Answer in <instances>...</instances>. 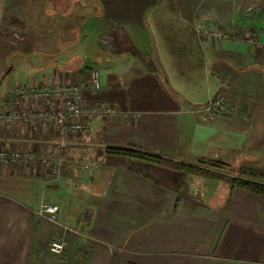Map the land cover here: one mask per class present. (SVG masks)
<instances>
[{
	"label": "crops",
	"instance_id": "crops-1",
	"mask_svg": "<svg viewBox=\"0 0 264 264\" xmlns=\"http://www.w3.org/2000/svg\"><path fill=\"white\" fill-rule=\"evenodd\" d=\"M53 1L0 4V106L17 85H88L97 72L101 89L87 86L86 102L121 115L70 136L59 178L3 167L0 264H264V195L107 151L264 170V0H65L58 14ZM217 95L235 114L206 122ZM48 128L2 126L0 147L50 149ZM43 203L59 207L57 224ZM65 228L83 236L53 256Z\"/></svg>",
	"mask_w": 264,
	"mask_h": 264
},
{
	"label": "built area",
	"instance_id": "built-area-1",
	"mask_svg": "<svg viewBox=\"0 0 264 264\" xmlns=\"http://www.w3.org/2000/svg\"><path fill=\"white\" fill-rule=\"evenodd\" d=\"M250 43L254 41L251 40ZM87 86L92 93L100 91L97 72L92 73L88 85L84 83L75 86L71 82L46 83L41 87L17 85L14 94L0 106V127L16 123L29 126L50 125L56 128V138L51 141L50 149L0 147V171L5 166L13 165L25 168L39 167L46 169L51 178H59L66 163L67 137L88 134L90 132L88 121L91 119H112L121 115L120 111L108 105L87 104L85 100ZM201 112L206 122H215L232 117L235 108L228 103L225 96L217 95L209 99ZM73 166L84 172H94L98 169L99 162L75 160ZM39 212L51 223H58L57 205L43 203ZM64 232L65 237L54 240L49 245V252L53 256L61 257L68 248L76 246L78 239L83 236L80 230L74 228H65Z\"/></svg>",
	"mask_w": 264,
	"mask_h": 264
},
{
	"label": "trees",
	"instance_id": "trees-1",
	"mask_svg": "<svg viewBox=\"0 0 264 264\" xmlns=\"http://www.w3.org/2000/svg\"><path fill=\"white\" fill-rule=\"evenodd\" d=\"M110 154L120 156H130L143 159L150 163H155L163 167L180 172L183 177L189 175L202 176L205 178L218 179L226 183L230 188V195L237 189L246 190L259 195H264V171L253 169L233 170L226 163L219 161H200L197 166L185 165L181 163L171 162L157 156L135 150L109 148ZM233 172V173H232ZM223 173V174H219ZM229 175V176H227Z\"/></svg>",
	"mask_w": 264,
	"mask_h": 264
},
{
	"label": "rangeland",
	"instance_id": "rangeland-1",
	"mask_svg": "<svg viewBox=\"0 0 264 264\" xmlns=\"http://www.w3.org/2000/svg\"><path fill=\"white\" fill-rule=\"evenodd\" d=\"M43 0H29V4L30 3H32V2H35V3H38V4H41L40 5V7H42V4H43V2H42ZM63 1H65V0H57V1H53L52 2V4H53V6H52V9H53V11H54V13L56 12L57 14L59 13V5H54L55 3H60V2H63ZM2 2H3V0H0V4H2ZM68 2H69V0H68ZM31 7V10H32V8L33 7H35L34 5H32V6H30ZM245 7V6H244ZM261 7V6H260ZM83 12V14H85L86 12L84 11V10H82ZM48 11L46 10V13H47ZM249 14V13H248ZM55 22H57V23H59L58 21H55ZM54 21H53V23H55ZM57 23H55V25H57ZM23 24H27V22L26 21H24L23 22ZM220 37H221V35L223 36V33H221V35H220V33H217ZM243 39H247V40H252V39H254V38H252L250 35L248 36L247 34H246V32H243ZM15 76V75H14ZM14 76H12V77H10L9 79H7L6 80V82H5V84H4V87H2L3 88V90L5 89L6 90V88H7V86H8V84H11L12 82H14L17 78H16V76L14 77ZM91 79H92V73H91V76H90V81H91ZM87 104H93V102H92V100L89 98V102H87ZM106 105V104H105ZM109 106V105H108ZM103 119V118H102ZM109 119V118H108ZM47 130H50L51 132H52V139L51 140H54L55 138H56V128H48ZM69 136L67 137V140H68V143H69ZM39 140H42V139H39ZM41 146V147H40ZM40 146H38V147H40L39 149H37V150H42V148H44L42 145H40ZM17 148H21V147H17ZM28 148H30V147H28ZM21 149H27V146H24V147H22ZM31 149V148H30ZM32 149H34V148H32ZM34 150H36V149H34ZM220 162V161H219ZM224 163V162H223ZM230 166V168L231 169H233V170H239V169H252V168H249V167H240V168H236L237 166H231V165H229ZM253 170H257V169H253ZM264 171V170H263ZM233 173V172H232ZM220 175L221 174H223V173H219ZM227 176H229V175H227ZM229 187V186H228Z\"/></svg>",
	"mask_w": 264,
	"mask_h": 264
}]
</instances>
